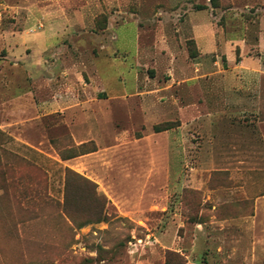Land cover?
<instances>
[{"label":"rangeland","instance_id":"obj_1","mask_svg":"<svg viewBox=\"0 0 264 264\" xmlns=\"http://www.w3.org/2000/svg\"><path fill=\"white\" fill-rule=\"evenodd\" d=\"M181 2L0 0V264H264V0Z\"/></svg>","mask_w":264,"mask_h":264},{"label":"trees","instance_id":"obj_2","mask_svg":"<svg viewBox=\"0 0 264 264\" xmlns=\"http://www.w3.org/2000/svg\"><path fill=\"white\" fill-rule=\"evenodd\" d=\"M210 1H211L213 6L216 5V0H210ZM191 56L194 57L195 54L192 52ZM83 148H84V145H81V146H79L77 148L72 149L68 153H61L60 156H61L62 160H70V159H73V158H75L77 156H81V155L93 152V151L83 150ZM74 176H76L78 178H81L79 175L75 174L70 169H67V173H66V191H67L66 203H68V201L70 200V192H71V190H70V181L72 180V178ZM30 192L33 193V191L31 189H30ZM31 197H29V198H31ZM26 199H28V198H26Z\"/></svg>","mask_w":264,"mask_h":264},{"label":"crops","instance_id":"obj_3","mask_svg":"<svg viewBox=\"0 0 264 264\" xmlns=\"http://www.w3.org/2000/svg\"><path fill=\"white\" fill-rule=\"evenodd\" d=\"M184 3L181 2V0H171V5L174 7V8H179L183 5Z\"/></svg>","mask_w":264,"mask_h":264}]
</instances>
